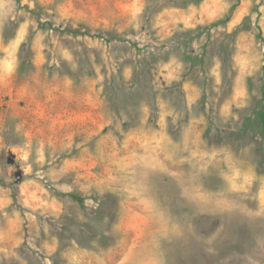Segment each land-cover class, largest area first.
Returning a JSON list of instances; mask_svg holds the SVG:
<instances>
[{
	"label": "rangeland",
	"instance_id": "rangeland-1",
	"mask_svg": "<svg viewBox=\"0 0 264 264\" xmlns=\"http://www.w3.org/2000/svg\"><path fill=\"white\" fill-rule=\"evenodd\" d=\"M130 262L264 264V0H0V264Z\"/></svg>",
	"mask_w": 264,
	"mask_h": 264
},
{
	"label": "bare ground",
	"instance_id": "bare-ground-1",
	"mask_svg": "<svg viewBox=\"0 0 264 264\" xmlns=\"http://www.w3.org/2000/svg\"><path fill=\"white\" fill-rule=\"evenodd\" d=\"M175 174H176V173H175ZM250 185H251V184H250ZM247 186H248V184H247ZM143 188H144V187H143ZM143 188H142V190H143ZM183 193H184L185 195H189V194H190V195H192L194 198H199V197L201 196V194H200L195 188H193V187L184 188V189H183ZM206 197H207V196H206ZM151 203H152V202H151ZM217 203H218V202H217ZM227 204H228V203H226V204H224V205H227ZM151 206H152V205H151ZM227 206H228V205H227ZM176 231H177V230H176ZM175 233H176V232H175ZM166 236H167V235H166ZM131 262H132V261H131ZM131 262H130V264H132L134 261H133L132 263H131ZM144 262H145V261H144ZM146 262H147V261H146ZM148 262H149V260H148ZM148 262H147V263H148ZM153 262H154V261H153ZM147 263H146V264H147ZM151 263H152V261H151ZM151 263H150V264H151ZM134 264H135V263H134ZM142 264H144V263H142ZM156 264H157V263H156Z\"/></svg>",
	"mask_w": 264,
	"mask_h": 264
},
{
	"label": "trees",
	"instance_id": "trees-1",
	"mask_svg": "<svg viewBox=\"0 0 264 264\" xmlns=\"http://www.w3.org/2000/svg\"><path fill=\"white\" fill-rule=\"evenodd\" d=\"M71 197H72L73 199L77 200V201H80V200H79L80 198H79L78 196H75V195L72 194Z\"/></svg>",
	"mask_w": 264,
	"mask_h": 264
}]
</instances>
